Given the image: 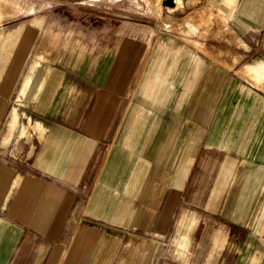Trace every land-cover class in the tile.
Here are the masks:
<instances>
[{"label":"crops","instance_id":"1","mask_svg":"<svg viewBox=\"0 0 264 264\" xmlns=\"http://www.w3.org/2000/svg\"><path fill=\"white\" fill-rule=\"evenodd\" d=\"M91 1L0 0V264H264V0Z\"/></svg>","mask_w":264,"mask_h":264},{"label":"rangeland","instance_id":"2","mask_svg":"<svg viewBox=\"0 0 264 264\" xmlns=\"http://www.w3.org/2000/svg\"><path fill=\"white\" fill-rule=\"evenodd\" d=\"M50 2L48 3V0H45L43 3L42 0H14V10L15 11H20V12H26L27 10H30V7L33 5L35 12L34 16H37L40 10L43 8V6H47L50 4L51 6V12H56V13H63L66 14V17H63L61 20L62 23H65L72 17V15L69 13L72 8H78V9H92L95 6H97V3L91 1V0H67L68 6H59V3L57 1L59 0H49ZM164 0H161L160 2H157V0H147L146 2H143V0H118L116 3H114V7H117L121 11H125L131 16L132 19L138 18L140 12L146 13L150 18H153L151 20H155L158 18L156 13L152 12V9L154 7H158V10L161 11V17L163 18H169V13H167V9L164 8L163 4ZM16 5V6H15ZM16 7V8H15ZM5 5L0 2V12L4 10ZM25 14V13H24ZM234 14L233 9H225V10H218L217 15H206L202 14V11L198 13V15L195 17L193 21V32L196 41H206L209 38H216L219 40V38H222L221 40H224L227 45H231V47H235L234 44H230L233 42L232 36L229 34L231 30V22H232V16ZM33 17V16H32ZM53 17V15H52ZM156 17V18H155ZM20 20H26L28 17L24 15H19ZM30 18V16H29ZM159 19V18H158ZM58 22L56 25H58ZM52 25H55V20L52 19L51 21ZM186 24L184 23L183 29L182 26L179 25L181 30H184L186 33V30H188L185 26ZM224 28L226 35H219L216 34L215 32L220 29ZM249 41L252 42H257V36L256 35H249L248 38H246ZM211 42V41H210ZM239 51V50H238ZM241 53L245 54L248 53L250 57H247L244 61V64L250 63L253 61L254 64L259 63L262 64L264 63V50H259L256 54H254V51L247 52V51H241ZM32 67L29 68L28 72L31 70ZM40 68H42V65H39L38 69L35 71H38L37 74L40 72ZM27 68L25 69L24 73H28ZM262 78V77H261ZM261 86L262 83L260 84ZM20 123H25L27 122V117L25 115L21 116V119L19 121Z\"/></svg>","mask_w":264,"mask_h":264},{"label":"bare ground","instance_id":"3","mask_svg":"<svg viewBox=\"0 0 264 264\" xmlns=\"http://www.w3.org/2000/svg\"><path fill=\"white\" fill-rule=\"evenodd\" d=\"M161 0H157V2H160ZM159 6V5H158ZM154 7L153 9H152V12L153 13H156V15L158 16V18L161 20V25H162V27H164V28H167V29H172V28H174V29H176V30H180V27L178 26V25H176L174 22H172L171 20H169V19H166V18H163V17H161V11L160 10H158L157 8H159V7ZM156 18V17H155ZM186 26V28L187 29H191L192 27L190 26V24L188 23V24H186L185 25Z\"/></svg>","mask_w":264,"mask_h":264},{"label":"water","instance_id":"4","mask_svg":"<svg viewBox=\"0 0 264 264\" xmlns=\"http://www.w3.org/2000/svg\"><path fill=\"white\" fill-rule=\"evenodd\" d=\"M163 4L168 7H174L176 5V0H164Z\"/></svg>","mask_w":264,"mask_h":264}]
</instances>
